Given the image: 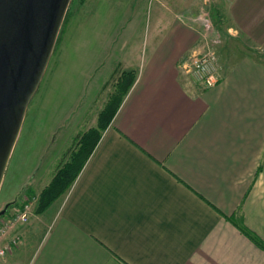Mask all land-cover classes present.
<instances>
[{
  "label": "crops",
  "instance_id": "obj_1",
  "mask_svg": "<svg viewBox=\"0 0 264 264\" xmlns=\"http://www.w3.org/2000/svg\"><path fill=\"white\" fill-rule=\"evenodd\" d=\"M213 1L219 83L180 70L206 0H157L155 43L124 68L133 83L94 152L0 264H264V0Z\"/></svg>",
  "mask_w": 264,
  "mask_h": 264
},
{
  "label": "rangeland",
  "instance_id": "obj_2",
  "mask_svg": "<svg viewBox=\"0 0 264 264\" xmlns=\"http://www.w3.org/2000/svg\"><path fill=\"white\" fill-rule=\"evenodd\" d=\"M205 6L216 18L214 1ZM159 8L157 0H72L9 161L0 211L6 199L19 197L13 209L23 196L30 214L45 211L37 212L41 187L29 194L23 183L37 184L44 172L47 184L72 160L82 137L99 129L101 113L117 94L127 64H140L155 43Z\"/></svg>",
  "mask_w": 264,
  "mask_h": 264
},
{
  "label": "water",
  "instance_id": "obj_3",
  "mask_svg": "<svg viewBox=\"0 0 264 264\" xmlns=\"http://www.w3.org/2000/svg\"><path fill=\"white\" fill-rule=\"evenodd\" d=\"M71 2L0 0V190Z\"/></svg>",
  "mask_w": 264,
  "mask_h": 264
},
{
  "label": "built area",
  "instance_id": "obj_4",
  "mask_svg": "<svg viewBox=\"0 0 264 264\" xmlns=\"http://www.w3.org/2000/svg\"><path fill=\"white\" fill-rule=\"evenodd\" d=\"M208 0H206L207 5ZM202 25L200 32L202 47L194 49L180 62V70L190 76L197 84L205 89L214 88L221 80V66L216 50L217 36H214L216 26L208 6H204L198 15ZM30 215V206L24 205L22 210L9 217H0V258L5 257L12 247L20 242L19 235H12L18 223L27 222ZM11 239L6 244H1L5 237Z\"/></svg>",
  "mask_w": 264,
  "mask_h": 264
},
{
  "label": "trees",
  "instance_id": "obj_5",
  "mask_svg": "<svg viewBox=\"0 0 264 264\" xmlns=\"http://www.w3.org/2000/svg\"><path fill=\"white\" fill-rule=\"evenodd\" d=\"M124 75L125 78H122L118 83L119 90L117 94L110 100L109 105L101 113L99 129L92 130L82 137L80 140V148L72 155V160L61 166L51 183L43 189L37 212L46 210L56 199L66 194L73 186L86 162L94 152L100 140L101 131L106 129L110 124L123 97L127 94L133 83L134 79L130 72ZM256 240L261 243L257 238Z\"/></svg>",
  "mask_w": 264,
  "mask_h": 264
},
{
  "label": "flooded vegetation",
  "instance_id": "obj_6",
  "mask_svg": "<svg viewBox=\"0 0 264 264\" xmlns=\"http://www.w3.org/2000/svg\"><path fill=\"white\" fill-rule=\"evenodd\" d=\"M17 198L19 199V197H17ZM18 199H17V201H16L13 205L9 206V208L7 209V211H8L10 208H12L13 206H15V205L17 204ZM15 200H16V199H15ZM6 205H7V204L4 205V207L2 208L1 211H3V210L6 208Z\"/></svg>",
  "mask_w": 264,
  "mask_h": 264
}]
</instances>
